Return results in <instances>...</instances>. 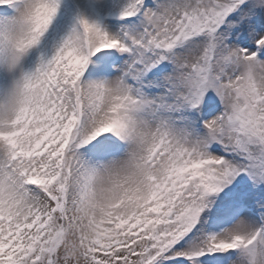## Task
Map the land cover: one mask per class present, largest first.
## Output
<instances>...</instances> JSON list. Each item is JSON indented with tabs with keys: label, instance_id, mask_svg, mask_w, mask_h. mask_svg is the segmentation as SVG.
I'll return each instance as SVG.
<instances>
[{
	"label": "snow or ice",
	"instance_id": "1",
	"mask_svg": "<svg viewBox=\"0 0 264 264\" xmlns=\"http://www.w3.org/2000/svg\"><path fill=\"white\" fill-rule=\"evenodd\" d=\"M0 264H264V0H0Z\"/></svg>",
	"mask_w": 264,
	"mask_h": 264
}]
</instances>
